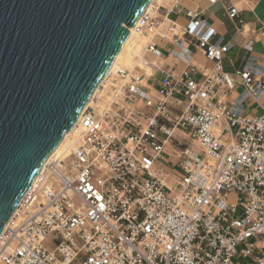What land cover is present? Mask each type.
I'll list each match as a JSON object with an SVG mask.
<instances>
[{
    "label": "built area",
    "instance_id": "2783aa9c",
    "mask_svg": "<svg viewBox=\"0 0 264 264\" xmlns=\"http://www.w3.org/2000/svg\"><path fill=\"white\" fill-rule=\"evenodd\" d=\"M140 18L152 36L136 65L107 74L43 164L0 232V264H264V69L224 71L230 44L178 0ZM169 54L178 74L162 67ZM249 97L260 112L243 115Z\"/></svg>",
    "mask_w": 264,
    "mask_h": 264
},
{
    "label": "water",
    "instance_id": "95a60500",
    "mask_svg": "<svg viewBox=\"0 0 264 264\" xmlns=\"http://www.w3.org/2000/svg\"><path fill=\"white\" fill-rule=\"evenodd\" d=\"M151 0H0V232Z\"/></svg>",
    "mask_w": 264,
    "mask_h": 264
},
{
    "label": "crops",
    "instance_id": "0c3cea01",
    "mask_svg": "<svg viewBox=\"0 0 264 264\" xmlns=\"http://www.w3.org/2000/svg\"><path fill=\"white\" fill-rule=\"evenodd\" d=\"M178 3L184 12L201 11V17L215 31L212 38L214 42L230 44V48L222 60L224 71L234 74L235 71L241 70L248 63L264 69V0H217L215 3H210L207 0H178ZM229 6L237 10V17L234 19L227 15L226 8ZM169 16L179 25L186 24V18L182 14L172 12ZM154 40L165 54L173 48L170 41L160 40L158 37H155ZM249 43L250 48H247L246 45ZM174 52L177 54L179 50L174 49ZM192 62L199 66L210 64L200 52L193 55ZM162 67L178 74L184 64L169 54L162 62ZM235 79L237 80V78ZM242 92L243 87L236 84L228 96L229 102L233 103ZM259 112V102L250 97L243 101L240 108L241 114L248 115Z\"/></svg>",
    "mask_w": 264,
    "mask_h": 264
},
{
    "label": "bare ground",
    "instance_id": "6f19581e",
    "mask_svg": "<svg viewBox=\"0 0 264 264\" xmlns=\"http://www.w3.org/2000/svg\"><path fill=\"white\" fill-rule=\"evenodd\" d=\"M155 2H158V0H151L149 2V4L147 5V7L145 8L144 12H146V13L149 12L153 3H155ZM140 23H141V18L139 17V19L132 26H130L128 28V33H127V36L125 38V41H124L121 49L119 50V52L117 53V55L115 56L113 61L111 62L109 68L107 69L105 75L103 76V78L101 79L99 84L93 90V92H92V94H91V96H90V98L87 101L85 106H89V105L93 104V98L99 92L100 84L103 82V79L107 76V74L110 71L116 69L117 67L131 69L136 65L137 61L135 60L134 56H139V51L141 48V44L136 43V40L139 38V33H140V32H137V27L139 26ZM131 61H132V64H131ZM73 137H74V128L64 134L61 141L54 148V150L48 155V157L46 158L44 163L47 161V159H49V157L51 155L59 152L62 147H67L70 144L71 138H73Z\"/></svg>",
    "mask_w": 264,
    "mask_h": 264
},
{
    "label": "rangeland",
    "instance_id": "374dc122",
    "mask_svg": "<svg viewBox=\"0 0 264 264\" xmlns=\"http://www.w3.org/2000/svg\"><path fill=\"white\" fill-rule=\"evenodd\" d=\"M171 3H172V0H158L157 4H161V5H164L166 7H170L171 6ZM151 32L148 33V34H145V33H139V38L136 40V43H139L141 45H143L145 42H147L148 40H150L151 38ZM141 37V38H140ZM146 39V40H145ZM131 59V58H130ZM131 64H132V61H131ZM147 72H149V70L147 69ZM166 167V166H165ZM231 197L234 196L233 193L230 194ZM43 246L45 248H47L48 250H53L54 247L56 246V242H54L52 240V237H48L44 242H43Z\"/></svg>",
    "mask_w": 264,
    "mask_h": 264
}]
</instances>
